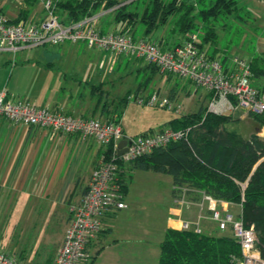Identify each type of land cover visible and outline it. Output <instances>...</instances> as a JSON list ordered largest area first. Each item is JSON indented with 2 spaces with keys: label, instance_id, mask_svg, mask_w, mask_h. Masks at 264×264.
Instances as JSON below:
<instances>
[{
  "label": "crops",
  "instance_id": "0c3cea01",
  "mask_svg": "<svg viewBox=\"0 0 264 264\" xmlns=\"http://www.w3.org/2000/svg\"><path fill=\"white\" fill-rule=\"evenodd\" d=\"M125 1L129 0H122V2ZM0 7L10 17H15L17 14L36 13L35 11L42 13L38 0H0ZM96 24L102 30L114 29L117 23L113 8H108L101 13L96 19ZM142 31L143 29L141 33ZM156 35V41L162 48H169L185 39L169 44L160 32ZM44 45L47 44L37 46ZM28 47L33 46L20 47L15 51L0 49V91H4L6 97L28 99L37 105H45L77 115L94 116L104 121L115 115L114 110L106 107L107 101L105 107L99 106L98 99L94 104L91 103V99L97 95L96 92H108L102 88V84H98L101 90L97 84H93L90 91L85 92L80 89V84H77V87L69 86L64 75L58 86L52 84L44 88L42 81L45 80V76H41V79L35 76L36 73H41V67L38 65L30 67L34 72L30 76L26 75L23 63H17V60L11 65L7 63L10 59L20 56ZM203 47L208 53L216 52L209 44ZM86 48L91 47L86 45ZM49 64L50 62L47 65ZM42 68L44 72L48 70L45 66ZM58 76L53 75V80ZM198 89H193L191 94H196ZM170 90L167 97L171 101L176 91L174 89V95L171 96ZM199 96L202 102H204L203 99H207L205 89L202 88ZM189 111L192 110L186 112ZM120 121L128 134L144 133L148 129L156 131L166 123V121L162 122L157 128L150 126L144 131H133L123 125L121 116ZM103 149L104 145L97 143L92 136L81 138L77 132L51 131L47 127L25 124L0 115V210L60 211L52 214L59 228H57L54 242L56 246L50 252L41 257H33L27 252L15 250L12 252L5 250L6 252L15 256L23 264L52 263L71 217V206L78 201L86 189L92 168ZM138 170L142 173H137ZM162 173L167 175H161ZM137 174H140L139 179L144 181V184L135 191L132 184ZM161 183L165 186H161ZM161 188L164 190L162 191ZM172 189L170 174L150 169H132L123 193L125 205L111 206L105 210L102 215L101 229L87 244L90 256L94 255L90 264H157L159 243L164 231L169 227L181 229L184 219L197 220L201 231L206 233L221 234L231 229L230 226L225 229L218 227L217 222L210 217L207 201L201 202V194H187V201L179 203ZM148 191H155L156 199H142L144 192ZM217 206L222 211L226 208L234 215L240 211V206L226 200L222 203L218 202ZM65 209L68 211L67 214L63 213Z\"/></svg>",
  "mask_w": 264,
  "mask_h": 264
},
{
  "label": "built area",
  "instance_id": "2783aa9c",
  "mask_svg": "<svg viewBox=\"0 0 264 264\" xmlns=\"http://www.w3.org/2000/svg\"><path fill=\"white\" fill-rule=\"evenodd\" d=\"M57 1L38 0L41 14L35 11L15 17H10L0 7V49L15 51L25 46L82 40L88 47L99 46L114 53L133 54L155 64L161 72L190 79L194 90L198 87L205 89L208 111L224 113L243 109L247 113L264 114V83H255L250 60L236 54L211 55L198 45L196 32H191L188 38L174 46L161 48L156 40L134 37L130 31H101L96 19L107 10L104 7L106 0L102 1L98 11L75 21L58 14ZM128 99L179 111L178 106L173 105L168 97L159 96L157 91L145 97L128 94ZM0 115L25 124L47 127L51 131L77 132L81 138L92 136L97 143L110 144L112 147L109 158L102 152L92 168L86 189L71 206V217L51 264H85L90 255L87 244L101 229L105 210L111 206L125 205L118 176L121 170L118 160L128 161L153 147L186 136L188 130L165 128L149 133L128 134L120 121H104L94 116L55 110L28 99L6 97L4 91H0ZM122 138L126 139V149L118 153L117 143ZM186 189L181 186L179 194L175 196L179 203L187 201ZM202 201H207L210 217L217 222L218 227L225 229L230 226L240 244L241 254L232 256L230 264H264V257L255 245L257 235L253 225H244L240 216L226 208L222 211L217 203H222L223 199L202 192ZM181 228L201 231L197 220L184 219ZM0 264L23 263L0 249Z\"/></svg>",
  "mask_w": 264,
  "mask_h": 264
},
{
  "label": "trees",
  "instance_id": "16d2710c",
  "mask_svg": "<svg viewBox=\"0 0 264 264\" xmlns=\"http://www.w3.org/2000/svg\"><path fill=\"white\" fill-rule=\"evenodd\" d=\"M102 1L58 0L56 9L65 19L75 21L98 11ZM133 2L105 1L104 7L107 9L116 5L113 10L117 25L110 30L130 31L133 34L132 29L139 21L143 25L139 37H148L154 29L166 23L169 14L183 9L177 19L178 29L190 31L189 34L196 32L198 45L202 48L216 40L212 21L222 14L238 9L237 0H210L206 6L198 9L195 3L181 0H143L141 4L139 0L136 4ZM197 2L205 4L206 0ZM196 17L205 22L201 35L197 32L199 27L194 22ZM100 30L107 31L102 28ZM133 36L136 37L134 34ZM213 48L216 54V46ZM250 64L252 78L264 77V55L253 57ZM146 66L151 68V72L158 71L153 63L147 62ZM165 73L170 78L171 73ZM262 82L264 83V80ZM98 86L101 90V86ZM170 91L173 96L174 89L171 88ZM128 94L127 92L119 99L115 115L106 121H120L122 107L130 100ZM102 105L105 107V102ZM248 115L259 127L264 126L263 113L248 112ZM236 119L238 117L232 112L208 111L206 104L202 102L197 109L172 117L158 129L188 128L186 136L153 147L128 161L118 160L121 169L118 176L123 193L132 169H150L171 175L175 195H178L181 186H184L187 188L186 195L205 192L240 206L237 216L241 217L244 225H253L257 235L256 248L264 257V138L257 132L243 136L229 128L228 125ZM149 132L154 131L148 129L144 133ZM111 150L112 147L108 144L104 145L102 152L109 158ZM230 230L215 234L197 232L193 228L169 227L164 231L159 243L157 264H230L232 256L241 254L240 244ZM93 256L89 255L85 264H90Z\"/></svg>",
  "mask_w": 264,
  "mask_h": 264
},
{
  "label": "rangeland",
  "instance_id": "374dc122",
  "mask_svg": "<svg viewBox=\"0 0 264 264\" xmlns=\"http://www.w3.org/2000/svg\"><path fill=\"white\" fill-rule=\"evenodd\" d=\"M137 1L134 0L133 4H136ZM139 1L141 4L143 0ZM181 1L195 3L196 9L206 6L210 2V0H206L205 4H201L197 0ZM236 5L238 8L236 11L222 14L218 19L212 21L217 36L209 46L211 48L216 46L217 53L228 56L236 54L247 60L264 55V2L262 0H237ZM182 10L169 14L166 23L154 29L148 37L157 40L156 34L160 32L169 44L183 40L190 31L178 29L177 19ZM107 18L105 15V19ZM194 22L199 27L197 32L201 35L202 25L205 22L199 17H196ZM141 29H143V25L138 21L133 27V34L139 37ZM26 51L16 59L15 57L10 59L7 63L11 65L16 60L17 63H23L26 75L30 76L34 74L30 67L36 65L41 67L42 74L36 73L35 76L38 79L45 76V80L42 81L45 85L44 88H47L46 85L52 86V84L58 86L64 75L69 86L77 87V84H80V89L85 92L90 91L93 84H102V88L108 92H96L97 95L91 99V103L94 104L98 99L100 100L99 106H102L107 101L106 107H110L114 111L117 109L119 99L127 92L130 95L138 93L145 97L151 92L157 91L159 96L167 97L169 90L175 89L176 95L171 103L178 106L180 112L166 107L140 103L132 99L127 100L122 107L121 118L123 125L133 131H144L150 126L157 128L174 115L197 109L202 102L199 96L202 88H199L196 94H191L194 85L188 78L176 74H171L168 78L167 73L159 70L151 72V68L146 66L147 62L136 58L133 54L114 53L99 46L87 49L82 40L33 46L26 48ZM48 62H50L49 65H47ZM44 66L48 69L46 72L43 71L42 67ZM55 74L59 75V78L56 77L57 79L53 80ZM262 80L264 77L256 79L255 83L260 84ZM207 100L203 99L204 104L207 103ZM232 113L238 119L232 124L230 123L229 128L243 136L257 131L264 138V126L259 127L247 112L241 109ZM137 173L142 172L138 170ZM161 175L167 174L162 173ZM139 177L140 174H137L132 184L135 191L144 184V181ZM161 186L165 185L161 183ZM161 190L163 191L164 188ZM156 194L155 191L144 192L142 199H156ZM56 212L60 211L50 209L0 210V249L10 252L14 250L27 252L33 257L44 256L56 246L54 242L59 227L56 220L52 218V214ZM64 212L67 214L68 211L65 209ZM159 212L161 213V211Z\"/></svg>",
  "mask_w": 264,
  "mask_h": 264
},
{
  "label": "water",
  "instance_id": "95a60500",
  "mask_svg": "<svg viewBox=\"0 0 264 264\" xmlns=\"http://www.w3.org/2000/svg\"><path fill=\"white\" fill-rule=\"evenodd\" d=\"M126 143V139L125 138H122L118 141L117 145H118V150L117 152L118 153H122L125 149H126V146H124V144Z\"/></svg>",
  "mask_w": 264,
  "mask_h": 264
}]
</instances>
